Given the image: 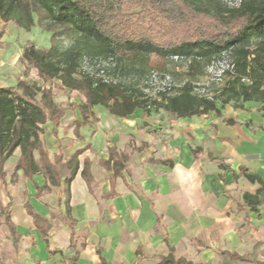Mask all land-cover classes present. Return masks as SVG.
<instances>
[{"label": "crops", "instance_id": "0c3cea01", "mask_svg": "<svg viewBox=\"0 0 264 264\" xmlns=\"http://www.w3.org/2000/svg\"><path fill=\"white\" fill-rule=\"evenodd\" d=\"M78 100L55 101L67 109L57 134L51 122L40 134L51 160L60 152L65 159L79 153L69 192L63 181L39 195L47 179L15 171L20 149L5 165L0 216L7 227L2 211L10 205L21 235L15 247L7 227L15 258L24 252L23 264H71L78 252L77 264H102V257L108 264H159L172 247L191 264H256L233 262L225 253L264 262V192L258 194L261 183L246 177L264 182L262 104L237 108L219 102V114L185 118L153 108L121 118L97 105L77 132L76 124L84 121L79 106L86 101ZM111 152L129 160L115 165ZM34 156L39 161L37 151ZM85 162L90 186L82 177ZM245 195L261 203L251 204ZM35 215L45 221L47 238Z\"/></svg>", "mask_w": 264, "mask_h": 264}, {"label": "trees", "instance_id": "16d2710c", "mask_svg": "<svg viewBox=\"0 0 264 264\" xmlns=\"http://www.w3.org/2000/svg\"><path fill=\"white\" fill-rule=\"evenodd\" d=\"M0 20L5 25L13 22L26 32L38 26L51 35L50 49L38 48L31 42L23 47L24 76L27 78L34 68L44 82L59 81L61 89L84 96L86 101L79 106L84 121L76 124L77 132L93 117L92 108L97 105L121 118L147 108L162 109L181 118L211 111L219 114V102L222 107L235 102L237 108H243L246 102L260 103L264 114V0H242L236 9H227L220 0H0ZM3 35L1 31L0 47ZM72 36L79 40L62 48L59 40ZM175 56L190 61L189 75L193 78L225 57L235 63L236 76L214 93L212 100L195 93L191 81L173 95L146 99L136 83L107 84L80 72L85 57L113 58L117 63L113 74L121 76L136 70L143 74L152 68L164 70ZM124 63L132 65L129 72ZM137 64L143 67L136 69ZM243 78L250 83H243ZM66 110L55 102L51 88L21 79L16 87L0 86V179H6L5 165L20 149L15 171L23 170L26 177L43 174L47 179L44 189L38 187L39 195L45 189L60 188L63 181L69 192L80 168L79 153L65 159L60 152L51 160L40 139L48 122L57 134ZM35 151L40 155L39 161ZM115 154L111 152L115 165L129 160L126 154L119 158ZM82 177L90 186L88 162ZM246 177L261 183L258 194L264 192L263 181L250 174ZM245 199L251 204L261 203L256 196L245 195ZM2 215L17 247L21 235L11 219L10 205ZM34 221L47 238L49 229L43 226L45 221L37 215ZM73 238L72 234L71 246ZM225 254L233 262L264 264L252 255ZM78 259L76 252L71 264H77ZM101 261L108 264L103 257ZM159 264L191 263L177 258L171 247Z\"/></svg>", "mask_w": 264, "mask_h": 264}, {"label": "rangeland", "instance_id": "374dc122", "mask_svg": "<svg viewBox=\"0 0 264 264\" xmlns=\"http://www.w3.org/2000/svg\"><path fill=\"white\" fill-rule=\"evenodd\" d=\"M208 6V4L204 5ZM227 9H236L235 7H228ZM4 32V35L1 39L2 46L0 47V86L5 87H16L18 80H27L31 84H38L39 87H45L47 89H52L54 100L57 102L65 101L68 102H76L81 99V97L85 100L84 96L79 94L77 91H70L61 89V83L59 81H47L44 82L38 75L37 70L31 68L28 77L24 76L26 63L22 61L23 55V47L31 42L38 48L50 49L51 48V35L47 32L42 31L38 26L34 27L30 32H26L23 29H20L16 26L15 23H9L5 25L0 20V33ZM79 40L77 37H65L59 40V44L62 48L70 47L73 42ZM132 66L130 63H124L123 67L128 70L129 67ZM88 69L90 66H86ZM136 69H141L143 67L142 64H137ZM151 70H156L162 73H169L173 81L176 85V91H178L181 87H183L187 82L191 81L193 83L194 89H205L206 92L210 94H216L221 86L218 85L211 76L208 75L207 69L204 70L200 75L196 78H193L189 75L188 66L185 63H175L169 61L165 65V69H156L152 68ZM148 71V72H149ZM142 71L136 70L135 72L123 73L120 78L123 79L127 83H136V87L142 91L144 94V98L146 99H159L158 97H152L146 94L144 91L145 86H143L144 78L148 74V72L141 73ZM197 93V92H196ZM201 95V93H197ZM11 165H7L8 172H11ZM0 189H2V184L0 182ZM3 194V190L1 192ZM7 200V199H6ZM11 240L9 238V232L7 227L4 224L3 218L0 216V251L1 258L5 264H23L21 261L25 257V253L19 254V258H15L12 248H11ZM32 242L28 241V246L31 247ZM20 249H25V244L23 241L20 243Z\"/></svg>", "mask_w": 264, "mask_h": 264}, {"label": "built area", "instance_id": "2783aa9c", "mask_svg": "<svg viewBox=\"0 0 264 264\" xmlns=\"http://www.w3.org/2000/svg\"><path fill=\"white\" fill-rule=\"evenodd\" d=\"M228 7L239 8L242 5V0H220ZM172 62L185 63L190 65L189 60H184L178 56L172 58ZM90 68L88 69V67ZM117 63L113 58H94L90 59L85 57L80 68V72L83 75H88L96 81H101L107 84L117 85L120 82H125L119 75L113 74V70L116 68ZM207 73L212 79L221 87L224 86L227 81L236 76V65L229 58L225 57L221 60L214 61L207 67ZM242 82L249 84L248 78H243ZM143 86L145 89L143 92L152 96L160 98L162 95H173L176 93V85L172 76L169 73H162L156 70L148 72L144 78ZM195 93H201L200 96L206 97L209 100L213 99V94L205 91V89H194Z\"/></svg>", "mask_w": 264, "mask_h": 264}]
</instances>
